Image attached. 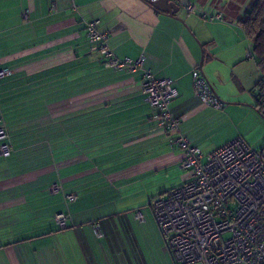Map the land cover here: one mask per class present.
Instances as JSON below:
<instances>
[{"label":"crops","instance_id":"obj_1","mask_svg":"<svg viewBox=\"0 0 264 264\" xmlns=\"http://www.w3.org/2000/svg\"><path fill=\"white\" fill-rule=\"evenodd\" d=\"M184 1L222 17L181 8L175 18L145 0H0V70H9L0 116L12 147L0 156V264H154L152 247L170 255L141 208L186 181L183 153L151 120L142 70L106 67L86 21H99L118 57L143 56L152 75L173 80L170 109L192 145L208 153L236 137L264 140L255 96L264 73L242 24L256 0ZM200 62L222 109L193 93ZM53 183L62 190L49 193Z\"/></svg>","mask_w":264,"mask_h":264},{"label":"built area","instance_id":"obj_2","mask_svg":"<svg viewBox=\"0 0 264 264\" xmlns=\"http://www.w3.org/2000/svg\"><path fill=\"white\" fill-rule=\"evenodd\" d=\"M176 2L187 12L220 19L221 14L207 15L184 0ZM24 16L27 11H24ZM85 33L92 51L98 52L103 64L111 69L134 72L142 70L141 92L155 110L151 116L156 128L169 135L183 153L181 168L186 181L153 197L149 201L165 245L177 264H264V151L249 146L236 137L215 150L205 153L179 133L180 119L170 109L177 96L173 80L157 78L143 67L144 57H118L108 46L107 32L99 29L97 19L86 21ZM9 73L0 70V76ZM192 89L199 101L214 109L224 103L212 92L211 84L198 66L191 70ZM259 111L264 115V83L257 87ZM12 147L7 127L0 116V156L8 157ZM61 190L59 183L48 188ZM76 199L65 195L66 204ZM60 226L66 214L55 215ZM135 218L143 221L136 211ZM95 234L100 236L98 225Z\"/></svg>","mask_w":264,"mask_h":264},{"label":"trees","instance_id":"obj_3","mask_svg":"<svg viewBox=\"0 0 264 264\" xmlns=\"http://www.w3.org/2000/svg\"><path fill=\"white\" fill-rule=\"evenodd\" d=\"M247 36L251 39L253 52L261 73H264V0H256L242 21ZM256 106L259 109L260 100L257 92Z\"/></svg>","mask_w":264,"mask_h":264},{"label":"rangeland","instance_id":"obj_4","mask_svg":"<svg viewBox=\"0 0 264 264\" xmlns=\"http://www.w3.org/2000/svg\"><path fill=\"white\" fill-rule=\"evenodd\" d=\"M236 122V121H235ZM242 123H245V125L247 126V127H249L250 128V130H252L251 131V133H254V134H260V133H258L256 130H255V124H254V122L253 121H238L237 123H236V125H240V124H242ZM262 131H264V125H262ZM262 133H264V132H262ZM258 136H260V135H258ZM244 139H245V137H244ZM246 143L248 144V145H250L252 148H254V149H258V150H260V149H262V148H264V140H261L260 141V143H258L257 145H255L254 143H249L248 141H246ZM254 144V145H253ZM184 171V170H183ZM183 171L181 170V172L183 173ZM61 186V185H60ZM62 190V189H61ZM49 192V191H48ZM49 193H51V192H49ZM76 198H77V196H76ZM141 211L143 212V213H145V215H148V216H150L152 219H153V221L155 222V217H154V213L152 212V210H151V207L150 206H148L147 204L144 206V207H142L141 208ZM158 229V228H157ZM159 231V230H158ZM163 245H164V241H163ZM159 247V246H158ZM152 254H154L155 255V259H154V264H177V263H175L174 261H173V259H172V257H170V255H169V253H160V251L157 249L156 250V248L154 247H152ZM151 264H153V263H151ZM190 264H202L201 262H194V263H190Z\"/></svg>","mask_w":264,"mask_h":264},{"label":"water","instance_id":"obj_5","mask_svg":"<svg viewBox=\"0 0 264 264\" xmlns=\"http://www.w3.org/2000/svg\"><path fill=\"white\" fill-rule=\"evenodd\" d=\"M145 1L149 5L153 6L156 10L166 13L167 15L171 17L178 18L177 13L180 11L181 7L176 2H173L170 0H145ZM199 68L201 69V62L199 63ZM211 88H212V92L218 97V94L212 85H211Z\"/></svg>","mask_w":264,"mask_h":264}]
</instances>
